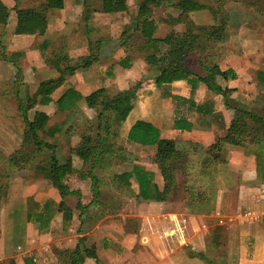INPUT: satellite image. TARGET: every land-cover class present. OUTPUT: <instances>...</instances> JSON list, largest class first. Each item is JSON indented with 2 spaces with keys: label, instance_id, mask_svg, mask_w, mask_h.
Listing matches in <instances>:
<instances>
[{
  "label": "crops",
  "instance_id": "0c3cea01",
  "mask_svg": "<svg viewBox=\"0 0 264 264\" xmlns=\"http://www.w3.org/2000/svg\"><path fill=\"white\" fill-rule=\"evenodd\" d=\"M63 1L62 9L49 12L47 29L43 35H16L14 8L18 6L27 9L37 6H30L29 0H0V98L3 91L12 92L14 87L11 81L2 83L4 71H10V67H13L11 62L4 60L5 56L10 60L13 58L21 71L24 80L20 89L31 87L34 93L41 82L58 76L55 65L50 63L54 56L57 58L58 55H65L76 61L89 55L91 50L97 55L98 61L89 68L77 70L65 78L64 83L51 94L52 101L48 105L36 106L37 110L49 116L46 126H49L52 117L48 113L50 107L55 109L53 116L67 113L58 110L54 105L62 95L85 97L99 88H105L107 93L113 96L129 88L128 85L126 87L121 85L124 83L125 74L138 69V76L140 70L147 68L146 60L156 52V45L152 42L139 49V44L142 42L139 37H132L123 44V34L129 32L131 20L137 14L138 0H125L128 10L116 13H104L102 0ZM26 2L29 4H25ZM86 10L90 15L85 25L82 18ZM158 10L162 12L157 16ZM180 14L179 9L166 7L155 10L153 17L166 18L169 15L178 18ZM204 15L203 10L192 11L189 13V18L195 25L214 24L213 19L203 22ZM182 30L181 24L172 26L158 21L153 38L161 39L171 31ZM239 55L231 50L217 63L220 71L231 69L236 75L234 79L227 78V82L217 77L218 83L223 88L236 89V86L243 84L242 78H245L243 75L251 74L245 68L235 66V58L245 60V65H248L246 68L250 66V59L248 60L245 55L242 57ZM127 56L129 65L125 67L120 61ZM251 67L255 72L264 70L253 65ZM12 77L11 80L14 82L15 76ZM140 79L138 78V81ZM248 81L246 83H249ZM161 90L165 91V95L169 94L170 103H173L172 100L175 98L180 99L184 109L178 111L175 117V110L173 109L172 113L170 109V114L163 117L164 128L151 119L136 118L130 122L127 130L135 121L144 119L160 130L162 138L178 140L180 135L185 140L205 146L215 143L228 133L236 132L231 131L232 127H235L232 112L220 103L219 95L209 91L203 84L198 85L192 96L191 88L186 81L161 86L144 84L136 94L133 107ZM189 99L195 105H205V111L202 114L197 112L195 107L187 102ZM79 101L76 102L77 106ZM5 102L7 107L12 103L8 100ZM0 106L5 107L1 101ZM180 118L191 124L189 131L175 128V120ZM53 124L51 121L50 127ZM230 124L231 129L227 132ZM22 133L23 130L21 135ZM223 149L227 160L225 172L229 173L231 180L228 184L224 181L220 183L222 188L213 198V206L209 212L200 211L197 203H194L196 210L193 211L191 205H187L188 202L180 211H166L160 208L165 205L168 198L142 200L138 196L139 187L131 170L132 186L135 188L136 196L142 201L141 206L145 208L144 215L138 217L142 222L140 228L128 227L124 217L122 220L113 219L111 222H106V217H101L98 222L93 223V226L90 227L88 224L89 228H87L86 223L90 216L88 214L86 217L84 212L77 216L79 227L76 233L72 228L65 230L62 227L63 216L57 213L48 231L39 232L33 223L26 221L25 212L21 215L16 211V207L21 208L26 201H21L23 196L19 198L14 196L13 187L10 185V191L1 195L0 200L2 207L0 264H66L60 251L72 250L76 246H80L83 251L81 264H264V175H259L257 172L255 156L246 152L244 148L227 143L224 144ZM153 164L155 168L145 166L143 169L153 173V181L161 190L163 181L156 163ZM17 177L10 180V183H18ZM38 179L40 178L35 180ZM22 181L24 179L20 182ZM38 182L43 184L42 180ZM23 185L24 188L28 187L26 182ZM57 192L51 186L49 195L46 196L40 190L35 193L34 199L41 203L51 198L58 203L60 197ZM16 200L18 202L13 204ZM80 216L84 218L82 225L79 222ZM178 219L186 222L184 238L188 242L187 246L180 244L178 234L173 238L162 235L167 227H176ZM207 219H212L213 225L208 224Z\"/></svg>",
  "mask_w": 264,
  "mask_h": 264
},
{
  "label": "trees",
  "instance_id": "16d2710c",
  "mask_svg": "<svg viewBox=\"0 0 264 264\" xmlns=\"http://www.w3.org/2000/svg\"><path fill=\"white\" fill-rule=\"evenodd\" d=\"M63 6V0H43L36 8L22 9L16 6L14 8L16 21L14 34L43 35L47 29V16L49 12L55 9H62ZM166 7H175L181 11V14L178 18L169 15L166 18L153 17L155 10ZM127 10L125 0H102V11L104 13L125 12ZM199 10L210 11L213 21L217 24L195 25L190 20L189 13ZM86 11L82 18L85 25L89 20V11ZM225 15V18L219 20L211 7L203 6L195 0H138L137 14L131 20L129 32L123 34V44H126L127 40L132 37H139L142 39L139 49H142L150 42L156 45L155 54L146 60L149 69L154 71L153 81L156 86L186 81L191 88L192 96L198 85L203 84L212 93L223 97L225 108H232L234 112L233 117L239 122V128L235 133H228L215 143L205 146L200 143H181L179 140L162 138L160 130L151 122L144 119L135 121L129 128L126 139L141 146L155 148L154 160L163 181V187L160 190L153 181L152 172L139 166L133 167L132 173L139 187L138 196L144 201L166 200L176 192L175 170L178 167L175 168L174 164H178L183 168L184 157L188 156L187 150L184 149L186 146H188V149H192V155H197L198 151H202L203 154L200 153L202 155L201 159L200 157L193 156L194 165L188 162L190 166L186 167V169L183 168L184 174L186 170H192V167L195 165L201 164V166H204L206 163L209 164L212 161L220 159L222 144L230 143L240 146L246 152L253 154L256 158L257 172L259 175H264V97L257 111L251 110L248 107L231 106L227 100L225 89L216 79L217 76H221L217 65L214 67V64L205 65L201 63L205 75H197L186 64V58L190 54L205 50L207 44L223 43L228 40L229 35L224 29V23L230 22L229 24L233 27L239 26L240 23L232 13L227 12ZM158 21L172 26L184 23L186 28L185 31H171L164 38L156 39L153 38V34L156 30V22ZM228 52L229 50L221 58ZM4 60H8L13 66H16L18 73L15 75L16 81L14 80V83L17 85L16 89L19 90L23 76L18 65L13 58L10 60L5 56ZM97 61V55L94 54L93 50H91L89 55L78 58L76 61L69 59L65 55H58L57 58L54 56L50 63L55 65L54 67L58 73L56 78L41 82L32 97L26 102L21 98L19 91H15L14 93L23 123V133L19 148V152L23 158L22 165L29 164L33 167L32 171L34 175L48 180L51 186L58 191L60 197L58 203L51 198L45 199L41 203L32 197L28 199L26 221L33 223L39 232L48 231L50 223L57 213L62 214L64 223L70 220L71 213L66 206L65 199L72 195L79 196V193L70 190L65 183L66 177L75 171L71 158H63L60 147L52 142L43 140L40 136L41 133L45 132L49 116L45 112L37 110L36 106L48 105L52 101L51 94L64 83L67 76L74 74L78 69L89 68ZM62 63L63 65H61ZM120 64L127 67L129 65V57L127 56L122 59ZM235 76L233 70L229 69L225 71L222 77L234 79ZM256 78L264 86V70H258ZM140 87L141 83L137 82L134 86L113 96L109 95L105 88H99L85 97H81L80 95L69 97L64 94L55 101V108L60 111H66L68 114L74 111L78 112L76 102L81 98L84 100L87 108L95 111V118L92 121L90 119H86L85 121L88 129H91L94 135L81 134L83 142L87 143L90 148L92 147V155H90L92 161L91 168L94 169L100 162H103L102 160L105 155L112 157L114 154V143L112 141L114 135L111 133L113 115L120 111L127 113L133 109V103ZM187 102L190 106L195 107L197 112L202 114L205 111V105H195L190 99ZM174 126L180 130L189 131L191 129V124L183 118L176 119ZM54 131L58 133L63 132L60 128L54 129L49 131V135L52 136ZM67 131L68 129L64 133ZM45 152L46 157H43ZM40 155L41 159L37 160ZM79 155L84 157L83 152H80ZM85 157L87 158V156ZM80 177L83 178L82 173H80ZM86 177H89L91 189L94 196L97 197V176L90 171L86 174ZM5 189H7L6 185ZM96 200L94 199L90 203L94 204L97 202ZM76 207L81 210V214L89 208L86 205H82L80 200L77 201ZM60 252H62L61 257L66 261V264H81L83 251L80 246H76L72 250L65 249Z\"/></svg>",
  "mask_w": 264,
  "mask_h": 264
},
{
  "label": "rangeland",
  "instance_id": "374dc122",
  "mask_svg": "<svg viewBox=\"0 0 264 264\" xmlns=\"http://www.w3.org/2000/svg\"><path fill=\"white\" fill-rule=\"evenodd\" d=\"M195 1L203 6L211 7L219 20L226 17L225 13H232L234 17H237L240 24L237 27H233L229 24L230 22L224 23V29L229 35L228 40L223 43L205 44V50H200L199 52L197 51L190 54L186 58L188 68L194 74L205 75L202 64H214V67H216L215 65H218L217 63L221 61V57L227 50H232L236 54H240L239 56L241 57L245 55L248 60L250 59L249 68H246L248 65H245V60H240V58H235V66H241L240 68H245V70L251 72V74L248 76L243 75V77H245L242 78L243 84L241 86H236V89H232L230 87H224V89L227 100L231 106L248 107L254 111L259 110L264 97V86L258 82L255 76L256 72L251 66L253 65L256 68L261 69L264 68V0ZM29 2L32 7L35 5L38 7V5L41 4V0H29ZM29 2H26L25 4H29ZM203 11L205 14L203 22H208L213 19L210 11ZM85 12L83 13V16L85 15ZM161 12L162 11L158 10L156 15H160ZM214 23L216 22L214 21ZM181 25L183 27L182 31H185V24L181 23ZM61 65H63V63ZM146 67L147 68H145V70L143 69L139 71L138 76V69L129 71V73L125 74L124 83L121 85L123 87L128 85L130 88L137 83L138 78H141L140 81H138L141 83L140 89L144 84L148 86L154 84V71H151L147 64ZM16 73H18L16 72V66H13L12 68L10 67V71H4V82L2 83H9L7 81L14 83L11 79L13 78L12 75L15 76ZM224 73L225 71L219 70V74L221 76L217 77L220 79L222 78L225 82H227V78L222 77ZM132 80L134 81L131 82ZM247 81L249 83H246ZM16 87L17 85L14 83L13 91L9 93L3 91L0 98L1 103L5 106H0V200L1 195H4L5 192L8 194L10 191V185H12L14 196L16 195L18 198L23 196L21 201H26L21 208L18 206L16 207V211L23 215L24 212L26 213L25 208L27 206L28 199L30 197L35 198V193L40 190H42L46 196L49 195L51 185L41 176H35L32 171L33 167L29 164L22 165L23 158L19 152V148L21 144L20 138L22 136L21 132L23 130V123L21 115L18 111V103L15 99L14 93L15 91H19L24 102L28 101L34 93L31 91V87H26V89L21 88L22 90H17ZM117 87H119V85ZM140 89H138L137 94ZM169 97V94L165 95V91L161 90L160 92L150 95L149 99L151 100V103L150 100L147 99L144 102H141V105L136 104V107L134 105V110L132 109L127 113L124 111L115 113L113 115L111 125V133L114 135L112 138L114 143V154L112 157L105 155L102 160L103 162H100L94 169L91 168L92 161L90 159V155H92V147L90 148L87 143L85 144L83 142L81 134L86 133L92 136L94 135V132H92L91 129H88L85 121L86 119H90L92 121L95 118V111L87 108L82 98L79 99L80 101L78 106H80H77L78 112L74 111L70 114L66 113L67 115L65 113H61L60 116H53L52 114L55 109L53 107L49 108L48 113L52 117H50L51 120L48 123L49 126H46L45 132L41 133L40 136L43 140L52 142L60 147L61 156L63 158H71L75 171L66 177L65 183L70 190L77 191L79 193V196L72 195L65 199L66 206L71 213L70 220L65 223L62 222V227H64L65 230H67V228H72L73 231L78 233L77 229L79 227V223L77 216L81 211L76 207L78 200H80L82 205L89 207L85 213L86 217L89 214L92 220L88 217V221L86 223L87 228H89L88 224L89 226H93V223H95V221L98 222L101 217H106V222H111L113 219L122 220V217H124V219L127 220L126 222L128 223V227L140 228L142 222L138 217L139 215H144L145 208L141 206L142 201L136 196L135 188H133L131 183L132 180L130 172L134 166H139L141 168H145V166L155 168L153 164L156 163L154 162L155 148L150 146H140L128 141L126 139L128 133L127 127L134 119L145 118L153 120L160 127L164 128V118L170 114V109L171 112L173 109L175 110L174 117L178 111L184 109L180 99L175 98L172 100L173 103H170ZM5 99L12 102L9 107L5 105L7 103L5 102ZM220 100V103L224 106L223 97L220 96ZM228 110L232 112L231 114L233 120H231L234 121L235 127H232L231 129L230 124L227 132H229L230 129L231 131H237L239 128V122L233 117V109L230 108ZM16 117H18V119H16ZM51 121L54 123L52 127H50ZM59 128L63 130L62 133L54 131L52 136L49 135L50 130H57ZM66 129H68V131L64 133ZM178 138L181 143H193L189 140L183 139L180 135ZM90 145L92 146V144ZM223 147L224 144H222L220 159L212 161L209 164L206 163L204 166H201V164L195 165L192 167V170H186L185 175L183 168L186 169V167L190 166L188 162L193 163L194 165L193 156L200 157L201 159L202 155H200V153L203 154L202 151H198L197 155H192V149L190 150V148L188 149V146H186L184 149L187 150L188 156L184 157V163L182 164L183 168L178 164H174L175 168L178 167L177 170H175L177 190L168 198L169 200H167L165 205H163L160 209L166 211H180L184 208L186 202H188L187 205H191L192 211L196 210L194 203H197V207H199L198 209L200 211L209 212L213 206V198H215L217 191L222 188L220 183L224 181L228 184L231 180L229 173L225 172L227 160L225 159L226 152ZM80 152L84 153V157L79 155ZM214 154H216V152H214ZM43 155V157H46V152ZM85 156H87V158ZM40 159L41 155L38 156L37 160ZM90 171H92L98 178L97 197L94 196L93 190L91 189L89 177H86V174ZM80 173L83 174V178L80 177ZM16 176H18V183H10V180H14ZM19 176L21 177L20 179ZM37 178L40 179L35 180ZM22 179H24V181L20 182ZM39 180H42L43 184L39 183ZM25 182L28 185L26 188H24L23 185ZM46 183L49 185L48 187ZM5 185L7 189H5ZM94 199H97V202L91 204L90 202L92 200L94 201ZM17 202L18 200H16L13 204ZM1 208L0 204V210ZM79 219V222L82 225L84 218L80 216ZM207 221L208 224L213 225L212 219H207ZM200 256L203 258L202 255Z\"/></svg>",
  "mask_w": 264,
  "mask_h": 264
},
{
  "label": "built area",
  "instance_id": "2783aa9c",
  "mask_svg": "<svg viewBox=\"0 0 264 264\" xmlns=\"http://www.w3.org/2000/svg\"><path fill=\"white\" fill-rule=\"evenodd\" d=\"M185 227H186L185 221L177 220L176 227L167 228L162 232V235L166 238H173L175 237L176 234H178V236L180 237V244L183 246H187L188 242L184 238Z\"/></svg>",
  "mask_w": 264,
  "mask_h": 264
}]
</instances>
